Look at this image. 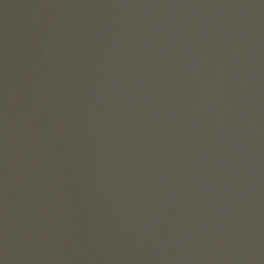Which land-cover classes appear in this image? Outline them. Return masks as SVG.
Returning <instances> with one entry per match:
<instances>
[{
	"label": "water",
	"instance_id": "1",
	"mask_svg": "<svg viewBox=\"0 0 264 264\" xmlns=\"http://www.w3.org/2000/svg\"><path fill=\"white\" fill-rule=\"evenodd\" d=\"M27 1L29 2V0H0V7L8 11L13 17L12 23L13 26H15L17 36V41L12 40L9 34L10 30L7 26L6 28L0 26V47L3 49L7 75L6 80H3V78L1 80L12 82L14 86V90H9L11 89V86H8L5 90H7V92H12V95L9 97L14 100V103H17L19 94L20 97L23 96V102L20 106L24 109L25 114L28 116L31 114L30 118L38 124H43L44 126L45 123L51 141L56 143V145H53L50 148L51 160H48L49 165L53 162L57 167L61 168L63 176H67V180H71L74 184L76 181L79 182L77 178L84 177L89 166L95 163V160L92 159L94 156L92 150L96 140H98V138H96L99 131L97 128L103 124L108 125V122L111 124L112 121L114 126L112 127L113 131L111 132L117 134L118 138L112 149L109 148L105 150L104 159L107 164L110 163V168H107L108 171L105 170L106 176L103 177L106 182L105 188L116 197L117 205L115 210L122 214V211L118 210L126 205L123 197L127 190L125 189L126 186L124 188L122 187L123 184H121L122 177L125 176V171L136 173V169L140 165L142 176L145 177L147 172L151 171L155 178L161 180L158 185L154 184L148 186L147 190V196L151 199V203H157V205H160L156 207V204H153L156 209L151 210V219L155 224H161V228H158L157 232H155L154 226L151 224L148 225L149 227H140L142 237L138 236L144 239V241L151 239V243H149L151 245H153V241L155 245H161L166 241L168 235L176 232L175 226H178V221H184L186 218L192 217L195 213L188 212L183 219L180 217L176 209L168 208L167 210L164 208L162 206L164 204L162 203V200L161 204H159L161 195H170L172 194V191H174V189L166 191L164 185L165 181L168 180V177L170 179L176 175L174 173V166L168 164L169 156L158 149L160 144H157V142L155 143L154 148L151 147V150L142 146L140 139L141 137L144 138V134H142L143 130H141L143 126L140 125V118L138 116L133 118L132 112L131 116L125 118V123L132 125V128H127L125 124H123V121H118L116 114L111 112V110H113L112 105L114 106L112 93L121 98H125V100L132 99L133 97L134 99L139 98L138 104L141 106V109L145 110V112L151 116L155 113L154 118L145 119V122L152 126V120H157L160 125H163V120L161 118L162 115H160L163 111L161 106L168 101L165 97L169 93L172 96H175L176 94L184 95L185 91H190V86H192L196 89L194 92H191V94H193V101H198L199 97L204 105L210 107L219 101L218 104L225 103L223 102V99H229L228 95L238 88V82L236 80H231L235 70H241V68H243V72H245V74H241V79L245 80L244 85L242 86L244 91L256 88L259 91L264 92V80L259 78L255 66H252L250 61H245L248 63H243L242 60L237 62L238 60L235 58L231 63L228 62L227 64V62H225L224 65L219 62H209V64H207V60L193 57L188 50H183V48L179 47V49H173L175 51L171 57L166 58V67L162 68L164 70L160 71L159 74H157V71L153 70L154 66H151L150 62L147 64V62L141 60V62L144 63H141L140 65L148 74L147 78L151 79V77L153 78V76L157 74L153 79L159 80V84L155 87L156 89H152L155 95L149 93L144 95L140 92L135 93V86H137L139 79L136 80L130 77H123L120 73L117 74L120 67L125 65L121 64L122 62L119 58L115 59L113 57L112 51L114 49L111 48L112 43L110 41V35L112 34L111 25L102 24L100 28L97 27L98 29H96L93 24V20L98 16L95 8V6L98 5L96 0L93 1L95 5L87 2V4L81 6L77 5L73 0H57V3L55 2L57 6H53V9H51V4H53L52 0H49V2H45V0H31L29 3L37 4V7L43 5L46 14L49 13L47 10H50L55 14V26L53 28L49 26L44 32L39 31L38 28H30L29 24L25 25L23 23L27 14V4H25ZM59 2H61V4H59ZM13 4H15V6H13ZM91 4H93V8H91ZM5 6H7V8H5ZM63 6H65V10L63 9ZM77 12H79V14H77ZM20 16L21 20H17ZM9 17V15H6V22H8ZM198 17L199 19H202L203 14L198 13ZM83 18H85V20H83ZM0 20L2 21L3 18L0 17ZM51 20H53V18H51ZM51 20H49V22H51ZM179 25L183 26L181 23ZM105 26H107V28H105ZM19 28H21V30H19ZM67 31L72 33L78 41L72 42L70 39L65 38L62 32ZM153 31L156 36L151 38H160V36H157L158 33L155 30ZM93 34H95V36H93ZM149 35L151 36V33ZM97 36H99V38H97ZM27 38H29V40H27ZM61 38H63V40H68L70 43V45H67L64 50V41L61 40ZM101 38L104 39L101 40ZM161 38L168 37L163 36ZM101 41L106 43L103 44L102 48L106 49L108 53L106 56L102 55V57L99 58L96 45L100 46ZM33 42L35 44H33ZM152 42L154 43L156 41ZM127 43V45L131 44L129 41ZM15 44H17V46H15ZM37 44H41L42 48H39L38 50ZM162 44L167 46L172 44V41L167 40V43L163 41ZM178 45L181 46L180 43H178ZM25 48H27V50H25ZM33 48H35V50H33ZM87 48H91V50H87ZM32 50L36 56H32ZM59 50H61V52H59ZM173 50L171 52H173ZM37 56H39V58H37ZM53 56H55V58H53ZM167 56H169V54H167ZM175 56H177V60H175ZM103 58H105V60H103ZM67 62H69V64H67ZM77 62H79V64H77ZM187 62H189V64H187ZM136 63L137 61H132L129 65L135 66ZM41 64L43 66H41ZM61 64H63V66H61ZM105 64H107V68H105ZM115 64H117V66H115ZM169 64H171V66H169ZM183 64H185V66H183ZM235 64L240 65L241 67L235 66ZM97 65L101 68H98ZM45 66H47V68H45ZM227 66H229V68H227ZM233 66H235V68H233ZM41 70H45V72L49 70V72L45 74V72H41ZM197 70H199V72H197ZM39 72H41V74H39ZM87 72H89V74H87ZM223 72H225V74H223ZM19 74H21V76H19ZM97 76H99L101 80H99ZM119 76H121V78H119ZM171 76H173V78H171ZM213 78H215V80H213ZM225 78H227V80H225ZM218 79L225 81L227 86L221 82L220 86L210 87L213 82L217 84L218 82L216 80ZM91 84H93V86H91ZM231 84H233V86H231ZM253 84H255V86H253ZM85 86H87V88H85ZM105 86H107V88H105ZM111 88H113V90H111ZM185 88H187V90L181 92V90H184ZM219 88H221V90H219ZM5 90L3 92L4 94L6 93ZM205 90H207V92H205ZM92 92L95 94L93 101L86 98L89 96L93 97L91 96ZM157 92H159V96H157ZM137 93H140V96H138ZM199 94H201V96H199ZM101 96H103V98H101ZM144 96H147V98ZM207 96H209L211 102L207 100ZM261 96H264V94L262 93ZM95 98H97V102H95ZM105 102H107V106L105 105ZM9 103L11 102H8L7 104ZM39 104H41V106H39ZM155 104H157V106ZM191 104L192 101H189L186 105L187 109L184 111L196 114L198 117L201 116L204 111L205 125H207L210 132L213 131L216 133V118H224L223 115H225V113H221L217 116L215 111L217 110L221 112L222 110L218 109V105H216L212 112V115L216 116L215 118V116L209 115L211 114V108H205L206 111L202 109V106L198 105V107L195 108ZM17 106H19V104H17ZM37 106H39V108H37ZM137 106L135 105L136 112ZM15 107L16 106L13 107L12 112H14ZM199 107L201 109H199ZM11 108L12 107H10V110ZM56 108H58V114L62 113L63 115L59 117V122L54 127V121L51 123L49 118L53 117ZM159 108H161V112H159ZM7 110L4 112L7 113ZM39 112H41V114H39ZM49 112H51V114H49ZM228 114L233 116L235 113ZM100 115L108 117L111 121L107 119L105 124ZM242 115L243 116H239L235 120H232V123L235 122L239 126V122L243 120V122H245L243 126H256L262 131V133L264 132L262 129L264 128L262 121H258L252 114ZM263 117L264 105L260 120H262ZM213 118H215V120H213ZM3 120L5 121V124H0L1 139L10 140V142L15 144L16 140L20 138L21 141L26 140L23 136V132H20V135L18 136V132L14 131L12 128V125L16 126L18 123L16 117L13 118L9 116V120L6 118H3ZM228 121H230V118ZM213 122H215V124H213ZM253 122H255V124H253ZM43 128L46 129L45 127ZM107 128H109V126H107ZM80 129H82L81 134L80 132L78 133ZM247 129L249 130L250 128ZM119 132H121V134H119ZM251 133H256V137L252 136ZM24 134L29 136L26 129L24 130ZM139 134H141V136H139ZM217 134L223 138V135L220 132ZM32 135H34V133ZM250 137L255 140L256 138H260V135L258 132L252 131L250 132ZM93 138H96L95 142H93ZM55 140H57L58 144ZM160 143L163 145L162 136ZM133 144H135V146H133ZM81 146L86 147V150L89 148V152L84 151ZM249 149V151H252L255 149V146L252 145ZM65 150H68V154ZM52 151L55 153H52ZM253 152H255V150ZM18 153L22 154L23 152L21 150ZM51 154H53V156H51ZM109 154H111V156H109ZM67 156L70 158L69 161ZM107 156H109V158H107ZM163 156L165 157L163 158ZM140 158H143V160H140ZM6 160L4 161V170L5 173H8V162ZM32 162L34 163V161ZM65 162H67V164H65ZM88 162L90 165H86ZM139 162H141V164H139ZM259 163L264 166V163ZM59 164H61V166H59ZM34 166V164H31L30 167L34 170ZM83 168H85V170H83ZM13 169L16 168L14 167ZM22 169H24V167ZM100 171H102V169H100ZM9 173H12V170H10ZM110 173L112 174L110 175ZM241 173L246 175L245 172ZM17 174L19 173H16L15 176H17ZM113 176H115V178H113ZM148 176H151V174L148 173ZM240 177L241 176L237 177L236 181H238ZM107 180H109V182H107ZM109 184H111V186H109ZM218 185V183L215 184L214 188ZM157 191L158 194H156ZM161 191L165 193H161ZM71 200L75 207L77 205V207L80 208L82 213L85 211V207L82 203L77 204L79 201L77 196H72ZM86 202L89 203L90 200L88 199ZM121 202H123V204H121ZM204 202L207 206L201 204L204 208L199 207L200 210L198 211V215L201 216L205 222H208L212 217L211 214L214 213L215 218L221 220L226 218L225 221H227V224L229 225L236 223L238 227L241 226V228H247L244 224L233 220L232 214L230 215L228 210L212 208L214 200H206ZM29 204L36 205V203ZM95 205L96 204H91L90 207L99 218L95 217L92 222L93 226L90 227L87 238L85 239L87 246L82 245L78 247L76 251L69 253V258L73 256L69 264H77L80 256L83 261L81 264H97V262H99V264H105V262L110 264L112 260H114L113 264H115V260H117V264H119L122 261L121 257L128 253L134 244L132 243V245L127 248L123 246L124 228L122 220L118 217L116 211L103 212L102 208L101 210L99 207L93 208ZM117 206H119V208H117ZM149 206H151V204H149ZM194 207L197 209L196 203L194 204ZM131 208L135 217L136 206L134 207V205H132ZM245 208H249V211L245 212V214H249L251 211L253 212L252 206H245ZM6 209L10 220H14L13 226L18 229L19 225L15 221V216L19 213H16L14 206H9V208L6 207ZM145 209H147V207L140 206V211ZM123 211L126 220H133L131 212L124 209ZM215 212H217V214H215ZM111 214H113V216H111ZM129 214H131V216H129ZM22 215H25L27 218L28 213L22 212ZM107 216H109V218H107ZM84 217L91 218L92 216L85 215ZM116 217L118 218L115 219ZM165 218L167 219L165 220ZM177 218H179V220H177ZM163 219L164 221L162 222ZM105 222H107V224H105ZM119 224H121V226H119ZM163 225H165V227H163ZM101 226H103V228H101ZM97 228H99V232H97ZM165 230H167V234H165ZM171 230H173V232H171ZM27 232L31 234L33 231L29 229ZM93 232H95V234H93ZM245 232H248V230L245 229ZM233 233L234 231L231 232V235H233ZM105 236H107V238H105ZM111 238H113V240H111ZM174 242L175 239L172 240V244ZM93 248L95 249L93 250ZM99 250H101L105 260L102 258L101 260L98 259V261H95L91 255L96 253L99 254ZM147 252L151 254L153 264H163V262L170 257V254L168 253L169 251L166 248L162 251L163 254L158 252L157 249H152V246ZM109 256H111V258H109ZM156 256L157 258H155ZM257 261V258H255V260L252 259L253 263L259 264Z\"/></svg>",
	"mask_w": 264,
	"mask_h": 264
}]
</instances>
